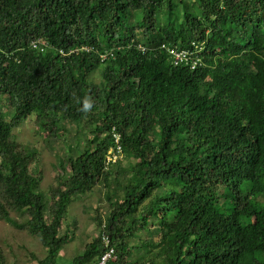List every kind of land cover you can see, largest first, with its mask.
I'll return each instance as SVG.
<instances>
[{
  "label": "trees",
  "instance_id": "16d2710c",
  "mask_svg": "<svg viewBox=\"0 0 264 264\" xmlns=\"http://www.w3.org/2000/svg\"><path fill=\"white\" fill-rule=\"evenodd\" d=\"M75 197L73 264H264V0H0V220L60 264Z\"/></svg>",
  "mask_w": 264,
  "mask_h": 264
},
{
  "label": "rangeland",
  "instance_id": "374dc122",
  "mask_svg": "<svg viewBox=\"0 0 264 264\" xmlns=\"http://www.w3.org/2000/svg\"><path fill=\"white\" fill-rule=\"evenodd\" d=\"M91 77L93 80L97 81L99 79V74L96 71ZM33 130V123L27 120L16 132L19 138H29L32 140ZM49 161H52V156L44 152L41 165V170L44 175L42 186H44L45 182L51 181V179L55 177ZM91 198L92 200H90V202L93 203L94 208L96 207L95 203L97 204L98 202L95 200L97 196L92 194ZM94 200L95 202H93ZM82 202L81 198L75 197V200L68 207V221L73 223L77 220L78 225L74 237L59 251L60 256H58V263L60 264H73V257L81 252L83 243L90 240L95 233L94 225L88 223L85 214L81 212ZM0 237L5 241V243H3V249L9 264H37L36 260L28 253L33 252L37 257H41L44 254L43 248L36 238L31 237L25 231L12 228V226L3 220H0Z\"/></svg>",
  "mask_w": 264,
  "mask_h": 264
},
{
  "label": "built area",
  "instance_id": "2783aa9c",
  "mask_svg": "<svg viewBox=\"0 0 264 264\" xmlns=\"http://www.w3.org/2000/svg\"><path fill=\"white\" fill-rule=\"evenodd\" d=\"M192 46H194V50L187 49V48H177L175 46H170L165 43H161L159 45V48L163 49L170 57V60L173 65H179L180 63H183L185 66H188L190 69L196 68V66L201 64V59L198 55H196L195 49L198 48L199 50L201 47L199 45L194 44V42H191ZM36 43H33V46H36ZM119 48V47H117ZM137 48L141 51L145 50L146 47L142 44H138ZM82 49L88 50L87 47H82ZM113 55V49L107 50L103 53H100V59L103 60L107 58L108 56ZM113 137L115 141V149H110L106 155L105 164L108 165L110 162H114L118 157L121 156V149L120 145L118 144L119 141V135L116 132H113ZM104 241L107 243V238L104 239ZM114 259V250L113 248L109 247L107 250H105L100 258L98 259L96 264H107L109 260Z\"/></svg>",
  "mask_w": 264,
  "mask_h": 264
},
{
  "label": "clouds",
  "instance_id": "9594fccd",
  "mask_svg": "<svg viewBox=\"0 0 264 264\" xmlns=\"http://www.w3.org/2000/svg\"><path fill=\"white\" fill-rule=\"evenodd\" d=\"M33 43H36L37 44V42L36 41H32ZM82 47H87L88 48V50H86V49H84L85 51H89V50H91L93 47L92 46H82ZM82 47H81V49H82ZM117 47H121V46H119V45H117V46H114V48H117ZM146 47V46H145ZM175 47H177V46H175ZM119 48H117V49H119ZM147 48V47H146ZM177 48H179V47H177ZM111 49H113V48H111ZM93 50H94V48H93ZM110 50V49H109ZM165 52V51H164ZM166 53V52H165ZM97 54H98V56L100 55V53L97 51ZM167 54V53H166ZM168 55V54H167ZM113 56V55H112ZM169 56V55H168ZM109 57V56H108ZM107 57V58H108ZM99 58H100V56H99ZM170 58V57H169ZM108 240V239H107ZM114 250V249H113Z\"/></svg>",
  "mask_w": 264,
  "mask_h": 264
}]
</instances>
